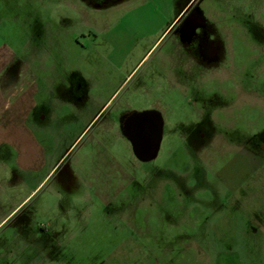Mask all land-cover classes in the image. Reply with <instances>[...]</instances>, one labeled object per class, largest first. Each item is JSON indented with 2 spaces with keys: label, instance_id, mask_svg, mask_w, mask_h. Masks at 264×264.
<instances>
[{
  "label": "rangeland",
  "instance_id": "374dc122",
  "mask_svg": "<svg viewBox=\"0 0 264 264\" xmlns=\"http://www.w3.org/2000/svg\"><path fill=\"white\" fill-rule=\"evenodd\" d=\"M165 1H173V16L189 2L130 0L96 8L87 0H0V43L47 57L37 60L40 67L54 66L65 56L77 58L81 45L75 41L87 43L100 20L159 18L161 11L130 8ZM206 2L224 19L216 28L229 35L228 69L243 68L241 102L236 92L222 93L232 85L210 70L182 69L178 86L165 79V134L157 157L139 160L129 142L112 133L110 162L99 159L95 171L88 165L72 170L70 159L87 156L85 138L0 226L3 264H206L211 248L233 243L232 230L264 223V0ZM160 54L145 59L138 75L150 71ZM166 60L162 73L168 72ZM173 94L180 98L177 106L169 102ZM204 98L213 112L207 130L196 123ZM189 126L196 127L195 138L180 134ZM3 176L13 179V172L0 166ZM92 176L103 185L84 184ZM29 191L17 186L5 193L19 200ZM11 199L4 202L7 211Z\"/></svg>",
  "mask_w": 264,
  "mask_h": 264
},
{
  "label": "flooded vegetation",
  "instance_id": "af4514ba",
  "mask_svg": "<svg viewBox=\"0 0 264 264\" xmlns=\"http://www.w3.org/2000/svg\"><path fill=\"white\" fill-rule=\"evenodd\" d=\"M87 1L96 8H110L124 5L130 0ZM219 20L224 19H220L207 6L206 0H189L167 26L155 20H100L97 31L88 37L87 43H82L79 38L75 41L81 45L77 58L68 55L62 63L48 66L51 74L59 71L63 73L62 81L53 82L51 87L54 92H62L70 98L71 109L77 112L79 122L89 112L92 96L100 108L84 136L106 133H113L115 137L119 135L129 142L134 154L131 138L155 134L161 124L163 140L165 116L161 108L167 104L163 95L166 90L164 81L168 79L170 82L172 79L178 86L182 69L186 74L194 70L203 74L210 70L223 83L232 85V89L224 87L223 94L236 92L237 101L242 98L243 68L238 63L237 68L228 69L229 35L224 37V34L221 36L217 32L216 23ZM167 37L169 47L166 54L162 44ZM159 50L161 54L150 71L138 75L142 62L145 59L148 61ZM166 55L168 67L165 68L168 72L162 73L160 66ZM176 94L169 102L177 106L180 98H175ZM207 101V98L202 99L203 105L196 121L201 126L205 124L206 130L213 117V112L205 109ZM110 108H113L111 112ZM148 111L155 114L146 117ZM195 128L192 126L180 134L183 133L182 137L185 138H195Z\"/></svg>",
  "mask_w": 264,
  "mask_h": 264
},
{
  "label": "crops",
  "instance_id": "0c3cea01",
  "mask_svg": "<svg viewBox=\"0 0 264 264\" xmlns=\"http://www.w3.org/2000/svg\"><path fill=\"white\" fill-rule=\"evenodd\" d=\"M171 8L173 1L137 3L131 6L130 11L139 14L161 11L163 15L159 18L147 20L167 26L184 6L174 16L168 13ZM128 17L134 21L146 20L134 18L133 14ZM39 59L44 61L47 57L37 53L23 55L0 43V166H3V171L13 172V179L3 176L0 180V226L48 183L51 174L72 154L69 151L74 146L76 149L87 136L84 132L100 108L91 96L89 112L79 122L77 112L71 109L70 98L62 92H54L51 87L53 82L62 81L63 73L53 72L52 75L47 65L40 67L36 64ZM86 141L87 156L80 154L70 159L72 170L80 171L88 165L95 171L99 159L111 161V143L107 133L102 136L91 134ZM85 183L93 188L103 185L93 176L85 179ZM17 186L29 187L30 191L19 200L6 196L8 188ZM7 199L13 202L8 211L4 205ZM228 234L234 236L233 243L211 248L206 264H264L263 222L252 229L236 228ZM2 256L0 253V264H3Z\"/></svg>",
  "mask_w": 264,
  "mask_h": 264
},
{
  "label": "water",
  "instance_id": "95a60500",
  "mask_svg": "<svg viewBox=\"0 0 264 264\" xmlns=\"http://www.w3.org/2000/svg\"><path fill=\"white\" fill-rule=\"evenodd\" d=\"M155 113L148 111L146 117L153 116ZM162 124L155 134L142 138H131L135 156L141 161H149L157 157L162 142Z\"/></svg>",
  "mask_w": 264,
  "mask_h": 264
}]
</instances>
